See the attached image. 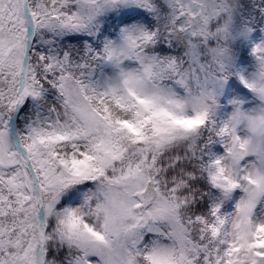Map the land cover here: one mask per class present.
<instances>
[{
  "label": "snow or ice",
  "instance_id": "obj_1",
  "mask_svg": "<svg viewBox=\"0 0 264 264\" xmlns=\"http://www.w3.org/2000/svg\"><path fill=\"white\" fill-rule=\"evenodd\" d=\"M0 264H264V0H0Z\"/></svg>",
  "mask_w": 264,
  "mask_h": 264
}]
</instances>
